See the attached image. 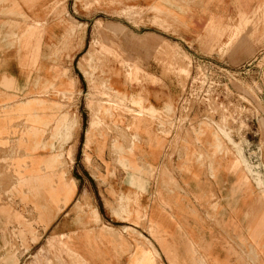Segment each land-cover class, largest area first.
<instances>
[{
  "label": "rangeland",
  "instance_id": "374dc122",
  "mask_svg": "<svg viewBox=\"0 0 264 264\" xmlns=\"http://www.w3.org/2000/svg\"><path fill=\"white\" fill-rule=\"evenodd\" d=\"M19 1L0 0V3L2 2L0 28L3 33L14 34V36L0 40V73L4 64L10 66L11 63L8 61L15 59L17 60V75L20 74L25 79L28 71L21 67L20 59L25 57L26 51L20 50L16 43L11 45L10 42H15L17 32L24 31L29 24H34V22L30 19L26 21L23 19V16H31L32 11ZM30 1L37 2V0ZM155 2L156 0H97L96 2L95 0H39L35 11L41 20H47L50 25L59 23L60 19L66 20L67 24H80L75 33L67 41H63L62 37L66 39V30L65 24L61 23L60 39L52 40L54 42L46 39L43 42L44 58H40L38 62L43 69L42 77L45 79L55 78L65 72L67 75L65 80L72 81L73 87L66 99L53 97L54 100L63 104L62 109L49 106L40 113L45 118L53 117L55 119L52 121L51 130L44 136L45 140L50 138L55 144L63 138L61 132L66 124L64 123L65 115L68 114L71 119L78 120L74 134L69 140L62 141L64 142L63 160H65L63 168L66 171L67 181L75 185L74 195L68 201L65 196L60 197L56 193V197H54L55 220L58 219L47 230L36 226L35 215L30 205L21 203L17 199L9 201L10 197L6 193L11 187L13 178L8 172L11 169L9 166L13 155L11 147L16 138L15 133L17 132L14 131L17 130V123L13 125V118H6L5 115L0 116V123L12 125L0 126V196L3 199L2 204L6 202L11 204L14 210L22 214L26 223H32L36 227L38 235L37 242L33 243L28 237L27 244L24 245L14 236L15 224H10L5 231L0 227V257L4 256L9 249L17 255L19 259L17 264H49L48 261L50 264H58L59 252L57 248L60 234L65 231L61 229L62 224H59L63 220V215H66L65 218L70 221L85 217V213L76 208V205L80 203L86 213L90 208H96L100 220L107 226L122 230L123 226L134 225L133 228L139 226L137 229L147 236H149L147 234L149 232L151 239L137 230L135 235L131 232L127 233V236L134 237L129 238L131 246L115 248L113 252L115 256L121 259L134 249L133 252L143 257L142 264H155L152 256L146 252L144 241H149L153 245L156 241L169 263L172 264L169 253L171 248L166 247L164 242L179 246V243L185 240L184 238L179 240L166 231L156 232L150 228L148 220L135 225L131 222H122L112 214V207L116 205L115 192L127 191V189L124 183L125 174L114 162L115 156L111 152L110 144L113 138L121 134L123 130L127 133L126 128L129 127L133 132V125L139 119L137 115L142 112L138 114L137 111L130 110L124 104L118 106L120 103L116 96L111 93H103L104 90L99 82L112 76L123 83L125 73L129 70V73L132 74L137 65L158 78L157 84L155 83V86L149 88L153 91L151 99L156 107L162 109L164 99L171 100L174 104L175 112L169 113L164 118H159L156 122L146 117L142 118L143 121L149 123L148 127H151V130L166 138L162 161L168 166V169L175 171L176 168L177 171H180V166L190 170L188 162L185 160L189 155L197 152L202 162V170L205 171L202 177L206 179H201L200 183L211 182L212 186L217 187L220 193H228L231 187L230 183L234 178L232 174L230 182L222 180L220 184L212 180L208 174L207 168L213 165V157L216 153H211L202 140L205 135H211L220 152L242 158L245 167L247 168V164L253 170L250 181L256 183L254 179L264 177V0H262L263 6L260 12L255 18L253 17L249 24H241L239 13L229 10L228 0L218 5H213L217 2L216 0H210L212 6H208L207 9L206 6L195 7V9L205 12L206 21L210 17H215L222 25L230 27L229 32L238 31V35L235 39H231L232 41L225 37L222 45L218 42L219 45L213 46L207 42L215 37V32L211 34V31L207 30L208 41L206 42L204 38H199L194 33L190 34L175 29L172 25L169 26L167 23H161L158 19H154L155 14L149 11V8ZM132 6L135 9L128 8ZM219 36L222 37L221 34ZM103 46L105 49L101 53L95 54V59L91 63L95 66L102 60L104 70L95 71L94 77L99 82L93 86L89 78L84 75L83 69L92 71L86 59H90V52L99 51ZM57 48L60 49V52L56 54ZM140 75L142 74L137 73L136 77ZM35 76L36 72L32 74V78ZM11 77L9 75L10 79ZM133 84L135 91L141 89L139 80L134 79ZM7 92L10 94L14 91ZM120 102H124V100L120 99ZM135 103L133 104L136 107L143 108L142 103L139 102L138 105ZM114 104L117 105L114 107L115 118L106 119L108 133L105 136V151L103 156L99 157L95 152V146L91 148L85 146L87 131L92 115L94 119L98 118L99 112L104 113L107 108H110L105 106ZM133 108L135 109V107ZM92 126L93 130L95 125ZM119 126L123 129L122 131ZM31 128L38 129V126L34 125ZM206 131L208 132L206 133ZM154 136L159 137L155 134ZM209 138L211 137L208 136L207 142L212 145ZM93 139L94 132L91 131L89 134L90 143ZM179 140L181 141L180 148ZM146 147L148 149V146ZM142 153L148 161V150L143 148ZM50 154L51 152L40 151L36 156L43 157L42 161L45 162L46 156ZM151 161L150 159L148 162ZM217 164L218 161H216ZM111 170L114 171L113 175L110 174ZM148 170V167L140 169L141 172L144 171L143 177L147 180L149 179ZM51 172H54V181L59 184L56 179L57 171L54 169ZM158 178L156 172L150 180L149 194L145 196L148 202L158 203V193L162 191L161 180ZM182 182L183 180H181ZM227 183L229 186L226 187ZM165 185L166 187L163 188L178 189L169 175L164 177ZM225 187L227 189H224ZM212 193L213 198L210 203L224 201L221 194L218 195L214 189ZM198 204H200L198 205V214H206L204 203L198 201ZM233 209L242 215H247L252 211L259 213L263 211L258 205L249 206L247 200H243L239 207ZM208 214L212 215L211 206ZM251 223L258 226L260 220L252 218ZM212 224L216 232L214 241L217 244L228 242L229 246L237 249L235 256H238L239 253L238 257L241 259L245 258V254L242 248L240 251L238 250L239 246L247 248L250 260L249 248L236 234L231 233L232 236H229L227 231L222 228L220 221L215 220ZM223 226L226 227L225 224ZM95 233L96 235L100 233L98 226L95 227ZM260 235L262 234L260 233ZM77 237H79L78 234L74 233L65 235L63 239L64 241L69 240L71 245L78 246ZM232 247L229 249L232 250ZM98 254L101 257V264H113L111 257L106 260L105 257L108 255L104 250ZM209 255H207L210 260L208 264L211 262L217 264V259L212 260ZM63 256L70 262V258L66 255ZM134 263L135 261L131 262V264ZM219 263L240 264L237 259L232 262L226 259ZM128 264L130 263L128 262ZM160 264L164 263L160 261Z\"/></svg>",
  "mask_w": 264,
  "mask_h": 264
},
{
  "label": "crops",
  "instance_id": "0c3cea01",
  "mask_svg": "<svg viewBox=\"0 0 264 264\" xmlns=\"http://www.w3.org/2000/svg\"><path fill=\"white\" fill-rule=\"evenodd\" d=\"M216 1L213 5H218L226 0ZM19 2L25 7L28 6L32 11L31 16H23V19L25 21L30 19L34 24H29L24 31L17 32V40L10 42L11 45L16 43L20 50L26 51L25 57L20 59L21 67L28 71L25 79L20 74L17 75V60L15 59L8 61L11 63L10 66L4 64L0 73V116L5 115L6 118H13V125L17 123V130L14 131L17 132L15 133L16 138L11 147L13 154L9 165L11 169L8 172L13 180L6 195L10 197L9 201L17 199L21 203L30 205L35 215L36 226L47 230L58 219L55 220L54 197H56V193L60 197L65 196L68 201L74 195L73 189L75 185L67 181L66 171L63 168L65 160H63L64 142L62 141L69 140L71 135L74 134L73 132L78 126V120L76 118L71 119L66 114L65 128L61 132L63 138L58 140L57 144L52 142L50 138L44 139V136L51 130L52 121L55 119L53 117L45 118L40 111H45V108L49 106H56L61 110L63 104L54 100L53 97L66 99L68 94L71 93L73 86L71 85L72 81L65 80L67 76L65 72L55 78L49 75L51 77L49 80L42 77L43 69L38 62L40 58H44L43 42L46 39L51 41L60 39L61 23L65 24L66 30V39L62 37L63 41H67L80 24H67L66 20L60 19L59 23L50 25L47 20H41L37 16L38 13L35 10H37L36 7L39 0L36 3H32L30 0H20ZM228 2L230 3L228 6L229 10L239 13L241 24H249L253 17L255 18L260 12L264 3H262V0H228ZM0 6H2V2ZM197 6H206L207 9L208 6L212 5L210 0H156L150 6L149 11L155 14L154 19H158L159 22L167 23L175 29L183 30L190 34L194 33L199 38H204L206 42L208 41L206 37L207 30L213 31L216 35L207 44L213 46L215 44L219 45L218 42H220V45H222L224 38L229 33L232 34V31L229 32L230 27L222 25L219 19L215 17H210L206 21L205 12L195 9ZM128 8L135 9L133 6ZM203 24L204 26H202ZM220 34L222 37L219 36ZM11 36H14V34L11 32L3 33L2 28H0V40ZM104 49L105 47L103 46L101 50L89 53L90 59H86V61L92 68L91 72L86 68L83 69L84 75L89 78L93 86H96L99 82L94 77L95 71L98 69L104 70L101 63L102 60H98L99 62L95 66L91 65V63L95 59L94 55L101 53ZM58 52H60V49L57 48L56 54ZM34 72H36V76L32 78ZM137 73L142 75L136 77ZM9 75L12 76L11 79ZM124 76L125 81L123 83L112 76L99 82V85L104 90L103 93H111L116 96L117 101L120 103L118 106L124 104L130 110L137 111L138 114L142 112L137 115L139 119L133 125V132L128 127V129L126 128V133L119 126V129L123 131L114 137L110 144L111 152L115 156L114 162L125 174L124 183L127 189V191L115 192L116 205L112 207L113 216L122 222H131L135 225L148 220L152 230L156 232L166 231L179 240L184 238L185 240L179 243V246L164 242L166 247L171 248L169 253L171 254L172 264H208L210 262L208 254H210L209 256L212 260L217 259V264H220L219 261L226 259L231 262L237 259L240 264H264V177L254 179L256 183L250 181L253 170L247 164L246 166L249 170L245 167L242 158L220 152L211 135H205L202 140L205 142L206 147L211 150V153H216L215 157H213V165L207 168L208 174L218 184L222 180L230 182L232 174L234 178L230 183L231 187L228 193H220L219 189L212 186L211 182L200 183L201 179H206L202 177L205 171L202 170V162L197 152L189 155L187 160H185L188 162L190 170L180 166V171L176 170V166L174 167L175 171L168 169V166L162 161L166 138L151 130V127H148L149 123L143 121L144 119L142 118L146 117L156 122L159 118H164L169 113H174V104L171 100L167 101V99H164L163 108L159 109L156 107L151 99L153 91L149 90V88L157 84L158 78L144 71L139 65L135 66V72L132 71V74H130L128 70ZM134 79L139 80L141 89L136 88L137 90L135 91L133 87ZM7 91H14V94H9ZM120 99L124 100V102H120ZM139 102L142 103V109L133 104L138 105ZM115 106L117 105L105 106L110 108H107L104 113L102 112L103 107L101 109L102 113L99 112L98 118L94 119L92 115L90 121L85 146L88 148L95 146V152L99 157H102L105 151V136L108 133L106 119L112 120L115 118ZM34 125L38 126V129H32L31 127ZM92 125H95L93 130ZM0 126L12 125L0 123ZM91 131L94 132L92 143L89 141ZM154 134L159 137H155ZM208 136L211 137L209 139L212 145L207 142ZM180 142L179 140V148ZM146 146H148V149ZM143 148L148 150V161L151 159V162H148L146 156L142 153ZM40 151L51 152L49 156H46L45 162L42 161L43 157L39 158L36 156ZM216 161H218L217 165ZM146 167L149 169L148 180L143 177L144 171H140V169H145ZM54 169L57 171L56 179L59 184L54 181V172L50 173ZM156 172L159 176L158 179L161 180L162 191L158 193V203H153L148 202L145 196L149 194L150 180ZM110 174L113 175L114 171L111 170ZM167 175L171 176L178 189L163 188L166 187V185L164 186V177ZM181 180H183V184ZM227 186H229V183H227ZM226 187L224 189H227ZM213 189L218 195L221 194L223 202L210 203L213 198ZM2 200L0 196L1 229L5 231L10 224H15L14 236L20 242L26 245L28 237L33 243L37 242L36 227L32 223H26L22 214L14 210L11 204L7 202L2 204ZM243 200H247L248 205L251 207L260 206L263 211L261 213L252 211L247 215L236 213L233 208L239 207ZM198 201L204 203L206 214H198V205H200ZM210 206L212 215L208 214ZM76 208L85 213L84 215L86 216L70 221L65 218L66 215H63V220L59 225L62 224L61 229L65 231L60 234L57 248L59 252V256H57L58 264H99L101 257L98 253L101 250L107 253L108 257H105L106 260L111 257L113 264H128V262L131 264L134 261V264L143 263V257L133 252L134 249L126 253L121 259L113 254L114 249L117 247L129 248L131 246L129 238L134 237L131 235L127 236V233L131 232L135 235L136 230L140 232L137 229L139 226L133 228L132 226L134 225H126L122 227V230H117L102 223L96 208H90L88 213H86L80 203L76 205ZM252 218H259L260 224L257 226L251 223ZM215 220L220 221L222 228L227 231L229 236L231 233L236 234L242 243L249 248L250 260L247 248L238 245L240 247L238 250L240 251L242 248L245 254V258L241 259L238 257L239 253L238 256H235L237 249L229 246L228 242L217 244L214 241L216 232L213 229L212 222ZM234 220H236L235 223ZM96 226L100 228L98 235L95 233ZM74 233L79 236L76 238L78 246L71 245L69 240L64 241L63 239L65 235ZM140 233L149 239L152 238L149 232L147 234L150 237L144 232ZM156 237L159 238L160 236ZM144 244L147 249L146 252L152 256L155 264H160V261L164 264H170L158 242L154 241L153 245L149 241H144ZM231 247L233 248L232 250L229 249ZM7 251L4 256L0 257V264H17L19 261L17 255L9 249ZM63 255L70 258V262ZM48 263L50 264V261Z\"/></svg>",
  "mask_w": 264,
  "mask_h": 264
},
{
  "label": "bare ground",
  "instance_id": "6f19581e",
  "mask_svg": "<svg viewBox=\"0 0 264 264\" xmlns=\"http://www.w3.org/2000/svg\"><path fill=\"white\" fill-rule=\"evenodd\" d=\"M212 32H213V31H211V34H212ZM213 33H214V32H213ZM231 33H232V34L229 33L228 36H227V38H228L229 40H231V39H232V40L235 39L236 36L238 35V31H236V32H231ZM232 40H231V41H232Z\"/></svg>",
  "mask_w": 264,
  "mask_h": 264
}]
</instances>
